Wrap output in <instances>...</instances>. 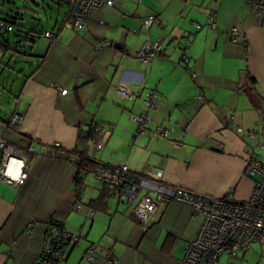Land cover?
I'll use <instances>...</instances> for the list:
<instances>
[{
    "label": "crops",
    "instance_id": "obj_1",
    "mask_svg": "<svg viewBox=\"0 0 264 264\" xmlns=\"http://www.w3.org/2000/svg\"><path fill=\"white\" fill-rule=\"evenodd\" d=\"M239 1L113 0V7L93 10L80 31L64 27V18L51 31L32 32L33 41L24 39L29 53L19 52L18 38L8 43L0 36V76L6 69L8 76L17 72L10 86L7 77L0 80V120L23 117L19 130L0 129V138L21 150L29 168L22 185L0 182V264H36L52 221L81 237L57 264H111L106 249H112L116 264H184L186 244L200 224L187 204L166 203L149 225L130 214L131 205L112 197L105 211H93L87 204L102 185L86 173L83 208L71 210L76 148L96 164L160 171L165 183L206 198L250 197L256 176L245 175L244 159L251 154L264 161V28ZM32 3L29 9L36 15L39 5ZM211 11H216L215 27L207 16ZM148 16L157 22L147 32L142 22ZM233 26L243 35L236 43L230 40ZM45 32L55 39L50 42ZM184 33L190 34L188 40ZM158 39L161 49L150 63L134 57ZM101 41L111 45L100 47ZM8 52L10 61L26 64L28 72L4 65ZM183 53L187 65L181 62ZM118 84L141 95L119 97ZM147 90L155 92L159 109L147 112L146 131L138 135L130 115L145 111L141 99ZM90 126L97 127V142L103 143L94 147L100 150L95 155L90 150L94 143H78ZM156 127L168 135L156 136ZM251 131H258L257 140L249 137ZM55 142L62 149L52 158L48 152ZM91 245L95 258L88 262L83 254ZM214 264H264V242L236 257L222 254Z\"/></svg>",
    "mask_w": 264,
    "mask_h": 264
},
{
    "label": "built area",
    "instance_id": "obj_2",
    "mask_svg": "<svg viewBox=\"0 0 264 264\" xmlns=\"http://www.w3.org/2000/svg\"><path fill=\"white\" fill-rule=\"evenodd\" d=\"M138 1L141 2V0ZM240 1L246 4L251 14L258 20L260 27L264 28V0ZM61 2L67 6L63 25L75 31H80L87 25L93 10L114 6L113 0H61ZM207 16L210 27H215L216 11L208 12ZM155 22H157V17L148 16L143 20L142 26L148 32ZM0 26L7 32L12 30L11 25L2 21H0ZM195 26L197 29L200 28L198 24ZM189 35L188 33L183 34L187 40ZM43 36L50 42L55 39V35L51 32H45ZM242 38L239 27L230 28L231 42L236 43ZM110 45V41L99 42L100 47ZM160 49V44L156 41L144 46L134 54V57L144 63H150L159 54ZM124 55L127 54L124 53ZM181 62L184 65L188 63V58L184 53ZM188 72L195 76L192 71ZM66 92L67 90L60 89L61 95H65ZM116 93L122 98H138L141 95L140 92H130L124 84L117 85ZM198 100L202 101L203 98L198 97ZM141 105L145 111L130 115L131 120L137 126L136 134L138 135L146 131L145 125L150 120L147 112L159 109L155 92L145 91ZM22 120L21 115L13 114L6 121L0 120V129L17 131ZM261 122L262 119L259 120L258 125ZM235 131L241 133L242 129L237 126ZM153 133L161 137L168 135V131L162 127H156ZM258 136V131L249 133V137L253 140H257ZM102 144V141L97 142L96 147L100 149ZM61 149L59 143L51 144L48 156L57 158ZM0 150V182L13 187L22 185L28 177L29 168L25 160L21 158V150L1 138ZM28 151L33 152V148L29 146ZM244 168L245 175L256 176V180L250 197L243 201L206 198L183 187L165 183L160 171L134 172L124 163L113 167L96 164L90 174L101 185L109 188L110 196L117 202L131 205L130 214L144 225L154 223L168 202L175 201L189 205L193 216L200 218V224L194 238L186 244L183 263L213 264L222 254L236 257L248 251L253 245L264 242V161L261 157L248 154L244 159ZM85 175L86 172L81 170L75 177V201L71 205L72 211L79 212L83 208L80 200L85 188ZM92 215L93 212L87 214L89 217ZM80 242L81 237L77 233L67 231L63 224H49L36 264H57L64 258L69 247H74ZM104 254L111 264H116L112 249L104 250ZM83 257L91 262L95 258V245H91L84 252Z\"/></svg>",
    "mask_w": 264,
    "mask_h": 264
},
{
    "label": "rangeland",
    "instance_id": "obj_3",
    "mask_svg": "<svg viewBox=\"0 0 264 264\" xmlns=\"http://www.w3.org/2000/svg\"><path fill=\"white\" fill-rule=\"evenodd\" d=\"M32 1H35L37 5H39V9L36 10L38 14L36 15H34L29 9L30 7L34 8ZM11 2H13L14 5L11 4ZM58 2V0H0V17L4 18L3 16H6V19L8 21L14 23L13 32H5V29L2 28L1 33H3V36L8 43H13V41L18 38L16 43L18 44L17 46L19 47V52L29 53L30 46L24 40L26 39L27 34H31V31H34L35 33H42L46 29H49L51 31L53 26L59 27L63 23V20L65 18L64 15L67 11V6L63 3ZM23 6H26L28 8L23 9ZM22 27L26 28V30H24ZM156 41H158L160 44V39ZM11 56V52H8L7 57L3 62L4 65H7V63H10L9 67L17 65V71H19L22 67L26 68V64H22V62L17 63L13 60L10 61ZM26 72H28V68H26ZM16 75L17 72L11 76H8V70L6 69L3 72V76H0V80L2 81L7 77L8 86H10ZM94 147L96 148L95 143L90 148V150L95 155L94 151L96 149ZM99 151L100 150H96V152ZM89 178L90 180L92 179L91 176H89Z\"/></svg>",
    "mask_w": 264,
    "mask_h": 264
},
{
    "label": "trees",
    "instance_id": "obj_4",
    "mask_svg": "<svg viewBox=\"0 0 264 264\" xmlns=\"http://www.w3.org/2000/svg\"><path fill=\"white\" fill-rule=\"evenodd\" d=\"M34 2V1H33ZM11 4H13L14 5V3L13 2H11ZM23 9L24 8H26V6H23L22 7ZM65 15H66V13H65ZM4 18H2V17H0V21H2V22H4V23H6V24H9V25H11V27H12V30L11 31H13V24L14 23H11L10 21H8L7 19H6V16H3ZM2 28L3 27H1L0 26V36L1 37H3V33H1V30H2ZM24 30H26V28H24V27H22ZM5 32H7L6 30H5ZM35 33L34 31H31L30 33ZM35 34H37V35H40V33H35ZM33 38H34V35H30V34H27V37H26V39L28 40V41H33ZM25 39V40H26ZM3 44H5V42H3ZM248 79H249V83L248 84H250V86H251V84H253L254 83V80H253V78H251L250 76H248ZM253 86H254V84H253ZM251 90L252 91H254V93H255V98L257 99V101L259 102L260 100L258 99V95H257V93H256V87H251ZM96 135H99V133H98V130H97V127H92V126H90V129H88L86 132H85V135L83 136V137H80V135H79V141H78V143H79V147L81 146V145H85V144H87V143H89V142H92V143H97V137H96ZM78 148H76L72 153V155L73 156H75V159H74V163H75V165L77 166V168H76V170H77V173H79L81 170H83V171H85L86 173H90L93 169H94V167H95V165H96V163L95 162H93V160H90L86 155H85V152H82V151H80L79 149H82L81 147L77 150ZM109 197H111L110 196V190H109V188L107 187V186H105V185H102V188L100 189V193H99V195H98V197L96 198V199H93V200H91L88 204H87V206L89 207V208H91L93 211H105L104 209H105V207H106V203H107V199L109 198ZM139 222V221H138ZM55 223H59V222H56V221H52V222H49L48 224H47V226L50 224H55ZM60 224H62V223H60ZM150 224H152V223H150ZM149 225V224H148ZM221 256V255H220ZM219 256V257H220ZM219 259V258H218ZM214 264V263H213Z\"/></svg>",
    "mask_w": 264,
    "mask_h": 264
},
{
    "label": "water",
    "instance_id": "obj_5",
    "mask_svg": "<svg viewBox=\"0 0 264 264\" xmlns=\"http://www.w3.org/2000/svg\"><path fill=\"white\" fill-rule=\"evenodd\" d=\"M121 45L120 44H114V48H120Z\"/></svg>",
    "mask_w": 264,
    "mask_h": 264
},
{
    "label": "clouds",
    "instance_id": "obj_6",
    "mask_svg": "<svg viewBox=\"0 0 264 264\" xmlns=\"http://www.w3.org/2000/svg\"><path fill=\"white\" fill-rule=\"evenodd\" d=\"M96 144V143H95Z\"/></svg>",
    "mask_w": 264,
    "mask_h": 264
}]
</instances>
